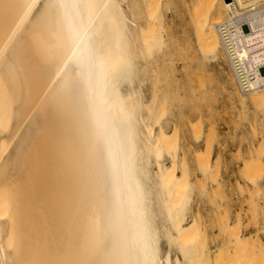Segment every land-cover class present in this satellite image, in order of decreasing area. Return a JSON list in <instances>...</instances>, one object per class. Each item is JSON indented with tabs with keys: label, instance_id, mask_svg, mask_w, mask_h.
Segmentation results:
<instances>
[{
	"label": "bare ground",
	"instance_id": "6f19581e",
	"mask_svg": "<svg viewBox=\"0 0 264 264\" xmlns=\"http://www.w3.org/2000/svg\"><path fill=\"white\" fill-rule=\"evenodd\" d=\"M262 1L231 0L220 13L210 0L193 23L198 49L224 56L254 102ZM125 20L118 0H0V264H188L161 254L149 180L151 159L163 173L162 129L152 111L156 122L137 118L136 94L122 88L133 65Z\"/></svg>",
	"mask_w": 264,
	"mask_h": 264
},
{
	"label": "rangeland",
	"instance_id": "374dc122",
	"mask_svg": "<svg viewBox=\"0 0 264 264\" xmlns=\"http://www.w3.org/2000/svg\"><path fill=\"white\" fill-rule=\"evenodd\" d=\"M118 1L133 64L122 88L136 94L137 118L148 123L152 111L158 123L153 116L149 122L162 129L163 173L151 159L149 180L161 254L172 263L264 264V93L259 102L243 96L224 56L215 60L198 49L193 23L210 0ZM219 4L220 13L233 7L231 0Z\"/></svg>",
	"mask_w": 264,
	"mask_h": 264
}]
</instances>
